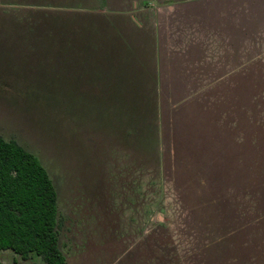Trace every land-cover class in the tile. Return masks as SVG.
Wrapping results in <instances>:
<instances>
[{
	"label": "rangeland",
	"instance_id": "obj_1",
	"mask_svg": "<svg viewBox=\"0 0 264 264\" xmlns=\"http://www.w3.org/2000/svg\"><path fill=\"white\" fill-rule=\"evenodd\" d=\"M0 137L66 264H264V0H0Z\"/></svg>",
	"mask_w": 264,
	"mask_h": 264
},
{
	"label": "trees",
	"instance_id": "obj_2",
	"mask_svg": "<svg viewBox=\"0 0 264 264\" xmlns=\"http://www.w3.org/2000/svg\"><path fill=\"white\" fill-rule=\"evenodd\" d=\"M58 220L57 192L39 158L0 137V250L22 260L38 257L39 264H66Z\"/></svg>",
	"mask_w": 264,
	"mask_h": 264
}]
</instances>
